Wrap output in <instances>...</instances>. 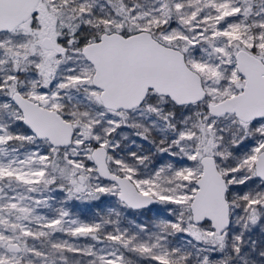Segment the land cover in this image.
Returning a JSON list of instances; mask_svg holds the SVG:
<instances>
[{"label":"snow or ice","instance_id":"snow-or-ice-1","mask_svg":"<svg viewBox=\"0 0 264 264\" xmlns=\"http://www.w3.org/2000/svg\"><path fill=\"white\" fill-rule=\"evenodd\" d=\"M0 264H264V0H0Z\"/></svg>","mask_w":264,"mask_h":264}]
</instances>
